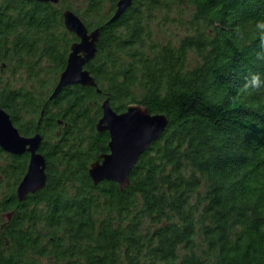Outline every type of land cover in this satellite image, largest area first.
Returning <instances> with one entry per match:
<instances>
[{"label":"trees","instance_id":"1","mask_svg":"<svg viewBox=\"0 0 264 264\" xmlns=\"http://www.w3.org/2000/svg\"><path fill=\"white\" fill-rule=\"evenodd\" d=\"M118 1L0 0V106L22 136L42 137L47 176L19 202L29 154L0 149V264H264V90H240L264 76L261 42L231 38L264 19V0H132L110 21ZM182 7L186 20L173 16ZM64 10L100 30L84 67L95 86L51 99L77 41ZM167 22L186 31L177 44L159 39ZM105 100L168 118L122 190L88 174L109 151L96 130Z\"/></svg>","mask_w":264,"mask_h":264},{"label":"water","instance_id":"2","mask_svg":"<svg viewBox=\"0 0 264 264\" xmlns=\"http://www.w3.org/2000/svg\"><path fill=\"white\" fill-rule=\"evenodd\" d=\"M34 1L57 5L61 0ZM131 2L132 0H119L110 21L120 17ZM62 18L65 29L74 34L77 41L70 47L66 67L59 75L51 99L69 86H95L94 78L84 67L96 56L100 30L97 28L89 31L71 10H64ZM101 110L102 116L96 124V130L108 132L109 151L90 164L88 174L94 185L110 181L122 190L128 186L129 174L139 156L159 139L166 129L168 118L164 114H152L140 104H130L124 112L118 113L110 106L108 100L103 101ZM41 142L42 137L39 134L22 136L13 125L9 114L0 106V149L13 156L29 154L27 170L16 188L19 202L45 187L46 161L39 152Z\"/></svg>","mask_w":264,"mask_h":264},{"label":"clouds","instance_id":"3","mask_svg":"<svg viewBox=\"0 0 264 264\" xmlns=\"http://www.w3.org/2000/svg\"><path fill=\"white\" fill-rule=\"evenodd\" d=\"M231 38L238 49H245L254 41L259 40L261 44L255 52V59L259 63H264V19L236 24ZM240 90L245 97L255 96L261 90H264V76H249L243 81Z\"/></svg>","mask_w":264,"mask_h":264},{"label":"rangeland","instance_id":"4","mask_svg":"<svg viewBox=\"0 0 264 264\" xmlns=\"http://www.w3.org/2000/svg\"><path fill=\"white\" fill-rule=\"evenodd\" d=\"M78 3H79V0H71L72 5H76ZM173 16L178 17V19L183 17V19L186 20L189 16V9H186V7H184L183 9H181V11H179V10L174 11ZM166 24H167L166 26L162 27V31L159 34V39L161 41H167L168 40V41H171L172 43L177 44L178 40L185 35L186 31L180 25H178L176 23L167 22ZM197 63H198L197 56L193 53H190L188 55L187 66L193 67ZM4 218H6V215H4Z\"/></svg>","mask_w":264,"mask_h":264}]
</instances>
